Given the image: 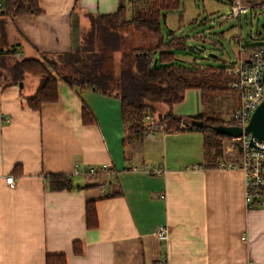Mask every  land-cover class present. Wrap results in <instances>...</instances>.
Returning a JSON list of instances; mask_svg holds the SVG:
<instances>
[{"label": "crops", "instance_id": "0c3cea01", "mask_svg": "<svg viewBox=\"0 0 264 264\" xmlns=\"http://www.w3.org/2000/svg\"><path fill=\"white\" fill-rule=\"evenodd\" d=\"M38 3L37 15L0 14V49L15 48L6 61L69 51L88 14L113 12L120 1ZM28 76L21 87L0 81V264H45L48 253H63L67 264H264V207L247 206L243 173L219 167L222 152L209 158L200 130L135 137L120 100L62 80L56 101L33 110L26 98L40 80L27 87ZM83 106L93 122H84ZM101 164L105 173H85ZM58 173L71 176L72 189L48 188ZM88 199L97 215L90 228ZM160 225L166 240L156 237Z\"/></svg>", "mask_w": 264, "mask_h": 264}, {"label": "trees", "instance_id": "16d2710c", "mask_svg": "<svg viewBox=\"0 0 264 264\" xmlns=\"http://www.w3.org/2000/svg\"><path fill=\"white\" fill-rule=\"evenodd\" d=\"M119 1L113 12L88 14L89 26L78 38L76 46L58 53L55 59L12 58L8 62L2 56H12L15 48L8 51L0 49V67L4 70L0 72L1 85L22 81L27 74L38 77L40 82L36 91L26 98V103L33 110H39L43 103L56 101L58 80L68 86L90 87L102 95L114 96L121 102V115L127 133L139 138L151 130L185 129L200 130L205 138L209 133L214 143L228 138L216 133L212 127L219 124L228 126L233 122L225 123L221 117L205 113L177 116L170 109L184 100L185 92L189 89H199L203 102L205 93L227 90L226 85L210 84L207 80V75L215 69L202 67L195 62L182 65L175 56L176 50L190 53L183 48L187 45L186 39L176 36L171 30L164 34L161 23L167 12L179 7L180 0H152L146 6L132 9L129 15L130 0ZM2 4L0 14L8 17L41 12L38 0H2ZM128 28L141 31L154 40L149 39L145 45L134 46L127 39ZM224 70L223 67L219 68V75H223ZM158 103L167 105L169 109L163 116L159 115L158 120H147L146 112L153 111ZM82 116L84 122L94 121L86 106H83ZM193 120H202V125L195 126ZM181 124H185V128ZM204 145L206 149V141ZM221 155L215 146L214 154L208 156L216 158ZM48 188L56 191L72 189L71 176L49 174ZM85 215L86 227H95L97 215L93 199L86 202ZM45 259V264H67L63 253H48Z\"/></svg>", "mask_w": 264, "mask_h": 264}, {"label": "rangeland", "instance_id": "374dc122", "mask_svg": "<svg viewBox=\"0 0 264 264\" xmlns=\"http://www.w3.org/2000/svg\"><path fill=\"white\" fill-rule=\"evenodd\" d=\"M152 0H130L128 1L129 10L146 6ZM245 1V0H244ZM233 0H180V5L176 10L167 12L166 17L162 20L161 28L164 34L169 30L173 31L178 37H185L187 44H196L202 47L203 51L197 53H186L184 50H176L175 56L183 65H189L195 62L198 65L208 66L215 70L212 74L207 75L210 84L219 86L226 85L227 90L213 91L204 94V102L200 96V90L189 89L185 92L184 100L170 107L172 113L177 116L195 115L198 111L206 115H217L226 123L233 122L231 119L232 108L236 105L237 97L235 90L229 86L231 80L224 73L219 75V68L225 69L229 61H233L238 56L239 37L243 44H255V38L258 42H263L264 37V1L255 0L257 4L247 14H241L239 18H224V15L230 10ZM127 39L134 46L147 44V38L141 31L128 28ZM215 53L217 57H209V53ZM55 59V56L47 57ZM217 69V70H216ZM0 72L4 70L0 69ZM26 81L27 87L34 79L28 76ZM34 78V79H33ZM26 87V88H27ZM169 107L164 104H156L153 111H147L151 121L158 120L159 115L163 116ZM200 133V141H206V152L213 155L216 148L225 156L220 157L224 161H229L236 154H227L225 148L227 140L220 139L215 143L211 140L210 134ZM219 144V145H218ZM222 160V161H223Z\"/></svg>", "mask_w": 264, "mask_h": 264}, {"label": "built area", "instance_id": "2783aa9c", "mask_svg": "<svg viewBox=\"0 0 264 264\" xmlns=\"http://www.w3.org/2000/svg\"><path fill=\"white\" fill-rule=\"evenodd\" d=\"M256 6L255 1L233 0L230 10L224 15V18H239L241 14H247ZM2 8L3 4L0 0V11ZM237 40L238 56L235 60L228 62L224 74L231 79L229 86L235 90L237 97L236 105L231 110L233 125L244 128L253 110L264 99V40L258 42V39L255 38L254 45L243 44L240 37ZM145 118L151 120L149 114ZM225 140H227L225 151L236 154V156L232 160L220 162L219 167L239 169L243 173V182H245L247 206L264 207V139L256 138L243 131L240 136L228 137ZM133 168L135 169L136 166ZM143 169L156 174L161 172L159 168H150L147 164ZM107 170L106 164L92 165L87 168L85 173L99 175ZM73 174H80L77 166L74 168ZM5 182L13 185L14 177L6 176ZM155 234L158 240H166L168 228L160 225Z\"/></svg>", "mask_w": 264, "mask_h": 264}, {"label": "water", "instance_id": "95a60500", "mask_svg": "<svg viewBox=\"0 0 264 264\" xmlns=\"http://www.w3.org/2000/svg\"><path fill=\"white\" fill-rule=\"evenodd\" d=\"M183 48H186L187 51L190 53H197L199 51H203V48L198 47L196 44H187ZM208 55L209 57H217V55L213 52L209 53ZM19 86H22V82H19ZM192 124H194L195 126L202 125V120H193ZM212 129L215 130L216 133L222 134L226 137L240 136L242 132L245 131L256 138L264 139V99L253 110V113L251 114L244 128L233 124L228 126L219 124L214 125Z\"/></svg>", "mask_w": 264, "mask_h": 264}]
</instances>
